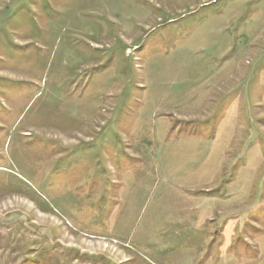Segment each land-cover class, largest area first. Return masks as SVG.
<instances>
[{
  "label": "rangeland",
  "instance_id": "374dc122",
  "mask_svg": "<svg viewBox=\"0 0 264 264\" xmlns=\"http://www.w3.org/2000/svg\"><path fill=\"white\" fill-rule=\"evenodd\" d=\"M0 264H264V0H0Z\"/></svg>",
  "mask_w": 264,
  "mask_h": 264
}]
</instances>
